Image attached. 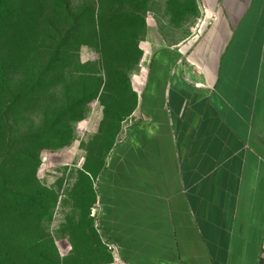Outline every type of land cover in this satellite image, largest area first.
<instances>
[{"label":"crops","instance_id":"0c3cea01","mask_svg":"<svg viewBox=\"0 0 264 264\" xmlns=\"http://www.w3.org/2000/svg\"><path fill=\"white\" fill-rule=\"evenodd\" d=\"M200 3L199 33L145 55L96 180L123 264H264V0Z\"/></svg>","mask_w":264,"mask_h":264},{"label":"rangeland","instance_id":"374dc122","mask_svg":"<svg viewBox=\"0 0 264 264\" xmlns=\"http://www.w3.org/2000/svg\"><path fill=\"white\" fill-rule=\"evenodd\" d=\"M5 1L0 172L17 193L40 198L21 207L0 197V252L123 264L98 225L96 180L138 110L145 55L198 33L200 0H67L71 18L59 0ZM20 176L22 188L12 183Z\"/></svg>","mask_w":264,"mask_h":264},{"label":"trees","instance_id":"16d2710c","mask_svg":"<svg viewBox=\"0 0 264 264\" xmlns=\"http://www.w3.org/2000/svg\"><path fill=\"white\" fill-rule=\"evenodd\" d=\"M58 8L62 12V14L64 13L68 18H71V8H70V4L67 2V0H59ZM8 15H10V9H9V6L7 5V2L5 0H0V19L7 18ZM80 19L81 18L78 17L76 19H73V21L74 20L80 21ZM70 28H71L70 30H66L65 28H61L66 32L65 36L61 40L65 39L66 37L72 38L71 33L76 32L77 26H72ZM62 44H63V42L62 43L60 42L58 47H60ZM6 77H7L6 76V67L4 65H0V122H2V123L4 122L3 118H5V116H3V114H4L3 107L5 104H7V102H5V100L3 98L4 97V91H7L6 82H5ZM42 146L44 148L47 145L42 144ZM4 177H5V175L2 172H0V197L1 198L13 199L15 201V203L17 202L21 207H23V205H25L26 203H33L35 200L37 201V199L40 198V196H36L35 194H31V192L34 191L33 189H29L26 194L17 193L15 190H13L11 188V184L9 182H7L4 179ZM12 183L14 184V186L16 185L19 188H22V186L24 185V182H23L21 176H20V178H18L17 181L12 180ZM19 192L21 193L20 190H19ZM33 195H35V196H33ZM26 201H28V202H26ZM0 214H2V211L0 212ZM13 231L10 232V234H13L14 233ZM20 233H21V230H19V234ZM1 250H2V252H0V264H39V262H40V258L34 253H30V252H26V251H13L12 249H6V250L1 249ZM48 263H50V260ZM54 264H68V261L67 260L66 261L61 260L58 257V255H56V260H54Z\"/></svg>","mask_w":264,"mask_h":264},{"label":"built area","instance_id":"2783aa9c","mask_svg":"<svg viewBox=\"0 0 264 264\" xmlns=\"http://www.w3.org/2000/svg\"><path fill=\"white\" fill-rule=\"evenodd\" d=\"M203 26V24H202ZM199 33V32H198ZM262 235H263V244H262V251L264 253V225H263V229H262Z\"/></svg>","mask_w":264,"mask_h":264}]
</instances>
